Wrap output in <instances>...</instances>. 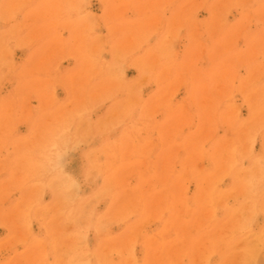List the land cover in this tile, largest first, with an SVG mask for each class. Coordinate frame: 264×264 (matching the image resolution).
<instances>
[{
  "label": "rangeland",
  "instance_id": "1",
  "mask_svg": "<svg viewBox=\"0 0 264 264\" xmlns=\"http://www.w3.org/2000/svg\"><path fill=\"white\" fill-rule=\"evenodd\" d=\"M261 234L264 0H0V264H264Z\"/></svg>",
  "mask_w": 264,
  "mask_h": 264
},
{
  "label": "bare ground",
  "instance_id": "2",
  "mask_svg": "<svg viewBox=\"0 0 264 264\" xmlns=\"http://www.w3.org/2000/svg\"><path fill=\"white\" fill-rule=\"evenodd\" d=\"M260 154V153H259ZM249 204V203H248ZM247 204V205H248ZM251 204V203H250ZM250 207V206H249ZM226 208V207H225ZM247 207H245V209H246ZM253 210V209H252ZM251 210V211H252ZM249 213V212H248ZM246 214L247 213H245V216H246ZM252 214V213H251ZM244 216V215H243ZM234 218V217H233ZM246 218V217H245ZM249 218V217H248ZM231 219V218H230ZM230 221V220H229ZM227 224H229V223H227ZM236 224V223H235ZM252 224V223H251ZM244 228V227H243ZM231 229V228H230ZM229 230V229H228ZM253 232V231H252ZM261 232L263 233V230H261ZM257 233V232H256ZM251 234V233H250ZM259 234V233H258ZM262 235V234H261ZM259 236V235H258ZM262 236H264V235H262ZM262 236L260 237V238H262ZM247 240V239H246ZM263 241V240H262ZM223 242V241H222ZM246 242V241H245ZM229 243V242H228ZM225 244V243H224ZM247 244V243H246ZM259 245H261V244H259ZM246 249V248H245ZM241 251V250H240ZM236 252V251H235ZM235 254V253H234ZM219 261V260H218ZM250 261V260H249ZM250 263V262H249ZM255 264V263H254Z\"/></svg>",
  "mask_w": 264,
  "mask_h": 264
}]
</instances>
